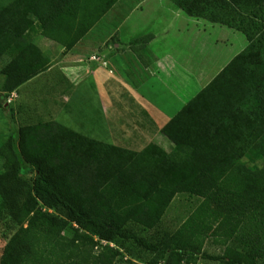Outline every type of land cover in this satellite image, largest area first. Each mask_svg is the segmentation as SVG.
Instances as JSON below:
<instances>
[{
	"label": "trees",
	"instance_id": "obj_1",
	"mask_svg": "<svg viewBox=\"0 0 264 264\" xmlns=\"http://www.w3.org/2000/svg\"><path fill=\"white\" fill-rule=\"evenodd\" d=\"M119 1L0 3V59L11 56L0 94L8 98L50 68L32 35L58 45L62 58ZM169 1L190 18L238 31L246 48L162 127L170 154L155 144L116 147L55 121L21 125L4 138L0 225L15 232L0 264H60L67 248L87 254L97 242L107 245L94 264H115L119 251L109 245L122 241L157 252L128 226L157 228L185 194L200 202L166 264L199 252L202 234L216 229L231 246L215 261L264 263V0Z\"/></svg>",
	"mask_w": 264,
	"mask_h": 264
},
{
	"label": "rangeland",
	"instance_id": "obj_2",
	"mask_svg": "<svg viewBox=\"0 0 264 264\" xmlns=\"http://www.w3.org/2000/svg\"><path fill=\"white\" fill-rule=\"evenodd\" d=\"M7 1L0 0V3ZM142 1L120 0L76 48L62 58L63 50L58 45L38 34L32 35L33 42L45 52L51 66L8 98L0 94L3 105L6 103L0 109V147L2 140L21 125L55 121L84 136L130 151L140 152L155 144L167 154L172 152L173 146L161 134L158 122L163 125L173 117L248 43L233 29L214 24L211 29L204 20L183 18L179 27L170 31V36H158V40H165L159 44H165L166 48L168 45V51H161L145 69L130 53L119 52L124 48L118 47L116 51L113 48L115 43L126 46L134 35L149 31L141 14ZM160 15L157 13V17ZM10 59V55L0 59V70ZM181 69L192 77L188 80V77L176 76ZM119 71L123 73L121 81ZM172 74L178 77L176 82L172 81ZM143 112L151 114V123L143 119ZM2 164L0 159V173ZM199 202L196 197L177 195L157 228L147 230L129 225L128 230L157 246L159 251H145L132 241L110 244V248L119 251L115 264H166L174 258L171 252L180 242L178 229ZM14 232L15 228L6 221L0 225V259ZM200 241L202 249L199 252L191 249L190 256L180 264H220L214 258H221L225 248L231 246L221 237L219 229L204 232ZM97 243L87 254L67 248L59 257L60 264H94L107 245Z\"/></svg>",
	"mask_w": 264,
	"mask_h": 264
},
{
	"label": "crops",
	"instance_id": "obj_3",
	"mask_svg": "<svg viewBox=\"0 0 264 264\" xmlns=\"http://www.w3.org/2000/svg\"><path fill=\"white\" fill-rule=\"evenodd\" d=\"M139 5L144 7V10L141 11V14L142 15L144 14L143 15L144 22L145 23L147 22L145 25V29H149V31L144 34L138 33L134 35L133 37H131V39H129V43L126 46L115 43V45H113V48L115 51L117 50L118 47L124 48V49H120L119 52L124 51L130 53L134 57V60L139 63V65L147 69L151 65L150 62H154L159 57L161 51L162 52L168 51V45L166 48L164 47L165 44H159L160 43L159 41H165V40L163 39L158 40V36H163V37L170 36V31H173L174 28H178L183 18H187L188 20H193L194 18H190L186 16L181 10L176 9L175 5L170 3L169 0H158V1L144 0ZM159 12L161 13V15L157 17V13ZM148 17L149 19L147 20ZM156 17L158 19H156ZM209 24H210V28L212 29L213 24L212 25L211 23ZM75 48L76 47H74L73 49ZM124 52L119 54H124ZM110 62L111 61H109V63ZM112 68L113 69L115 68V63L112 64ZM122 75L123 73L119 71V75H118L119 81H121ZM176 76L181 78L188 77V80L192 77L191 74H189L186 70H182V69L177 73ZM178 77H175L172 74V78H173L172 81L176 82V78ZM152 112L155 111L152 110ZM149 116L152 118L151 114L149 115V113L143 112V119H148L149 121L147 122L151 123ZM169 120H167V122ZM160 122L161 121L158 122L159 130H161L162 127L167 123L165 122L163 123V125H161Z\"/></svg>",
	"mask_w": 264,
	"mask_h": 264
}]
</instances>
